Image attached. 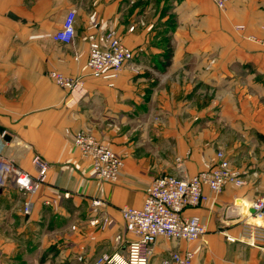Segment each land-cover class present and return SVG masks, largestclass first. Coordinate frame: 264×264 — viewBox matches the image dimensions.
Instances as JSON below:
<instances>
[{
	"label": "crops",
	"instance_id": "1",
	"mask_svg": "<svg viewBox=\"0 0 264 264\" xmlns=\"http://www.w3.org/2000/svg\"><path fill=\"white\" fill-rule=\"evenodd\" d=\"M70 10L76 34L66 44L53 35ZM108 32L135 53L114 86L86 68L89 36ZM262 41L264 0H229L224 10L211 0H0V155L33 175L35 157L49 164L34 195L0 188V264L126 256L132 236L121 209L141 208L160 176L210 169L218 152L246 184L205 188L208 202L185 214L199 216L206 234L159 237L150 264L188 250L192 264H264V216L245 221L264 198ZM53 72L82 85L64 89ZM78 134L123 160L115 182L96 176Z\"/></svg>",
	"mask_w": 264,
	"mask_h": 264
},
{
	"label": "built area",
	"instance_id": "2",
	"mask_svg": "<svg viewBox=\"0 0 264 264\" xmlns=\"http://www.w3.org/2000/svg\"><path fill=\"white\" fill-rule=\"evenodd\" d=\"M211 1L220 10H224L229 2V0ZM76 13V10H70L67 13L62 28L53 35L54 40L66 44L74 40ZM89 41L90 52L86 64L88 74L107 81L109 86H114L126 63L135 57L134 51L126 47L115 32L90 35ZM261 44L264 46V41ZM51 78L57 85L71 91L78 90L82 85L79 79L70 78L61 73L53 72ZM74 142L82 155L91 159L92 169L100 180L115 182L118 179L124 162L112 149L87 134H78ZM217 159L218 163L214 168L191 177L164 175L153 180L147 188L141 208L121 209L126 230L132 236L127 242V255H103L92 264H150L154 246L159 237L195 242L205 235L206 224L199 216L186 215L185 211L208 202L209 196L205 193V188L214 193H220L228 184L237 187L246 184L239 173L232 170L223 152H218ZM33 165L36 170L35 175L21 170L13 161L0 155V188L11 184L21 191L34 195L46 183L49 164L41 157H35ZM100 203L93 204L100 205ZM252 206L255 212L248 211L246 222L253 216H264V198L258 199ZM32 208L33 205L29 202L24 212L29 214ZM228 209L238 212L237 205H231ZM249 234L253 236V227L249 229ZM226 240L235 242L234 238L228 236ZM116 241L121 243L122 236H117ZM248 243L253 245L254 238H251V242ZM193 260L194 252L188 250L183 253H172L163 264H192Z\"/></svg>",
	"mask_w": 264,
	"mask_h": 264
},
{
	"label": "rangeland",
	"instance_id": "3",
	"mask_svg": "<svg viewBox=\"0 0 264 264\" xmlns=\"http://www.w3.org/2000/svg\"><path fill=\"white\" fill-rule=\"evenodd\" d=\"M264 47V46H263ZM216 165H214L213 167H211L210 169H208V170H211L212 168H214ZM204 171H207V170H204ZM202 172V171H201Z\"/></svg>",
	"mask_w": 264,
	"mask_h": 264
},
{
	"label": "trees",
	"instance_id": "4",
	"mask_svg": "<svg viewBox=\"0 0 264 264\" xmlns=\"http://www.w3.org/2000/svg\"><path fill=\"white\" fill-rule=\"evenodd\" d=\"M167 58L169 59L170 58V54L168 53V55H167Z\"/></svg>",
	"mask_w": 264,
	"mask_h": 264
},
{
	"label": "bare ground",
	"instance_id": "5",
	"mask_svg": "<svg viewBox=\"0 0 264 264\" xmlns=\"http://www.w3.org/2000/svg\"><path fill=\"white\" fill-rule=\"evenodd\" d=\"M242 212H243V213H245V211H244V210H243Z\"/></svg>",
	"mask_w": 264,
	"mask_h": 264
},
{
	"label": "water",
	"instance_id": "6",
	"mask_svg": "<svg viewBox=\"0 0 264 264\" xmlns=\"http://www.w3.org/2000/svg\"><path fill=\"white\" fill-rule=\"evenodd\" d=\"M255 212V210H253V213Z\"/></svg>",
	"mask_w": 264,
	"mask_h": 264
}]
</instances>
